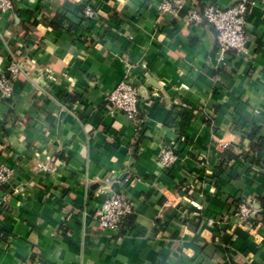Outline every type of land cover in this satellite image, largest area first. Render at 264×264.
<instances>
[{"label": "crops", "instance_id": "crops-1", "mask_svg": "<svg viewBox=\"0 0 264 264\" xmlns=\"http://www.w3.org/2000/svg\"><path fill=\"white\" fill-rule=\"evenodd\" d=\"M12 1L0 13V73L14 56L29 75L0 99V165L12 170L0 264H264V151L253 149L264 141V8L248 14L245 52L220 67L216 30L188 12L238 0H185L174 16L158 12L162 0ZM126 76L148 95L139 135L107 100ZM174 140L181 156L165 171L157 159ZM225 152L236 158L221 167ZM108 187L134 208L118 232L93 218ZM244 199L256 230L231 217ZM216 216L228 219L205 229Z\"/></svg>", "mask_w": 264, "mask_h": 264}, {"label": "built area", "instance_id": "built-area-1", "mask_svg": "<svg viewBox=\"0 0 264 264\" xmlns=\"http://www.w3.org/2000/svg\"><path fill=\"white\" fill-rule=\"evenodd\" d=\"M183 1L185 0H162L158 5V12L161 15L174 16ZM259 6L264 8V0H238L236 4L229 7L208 5L202 11L191 8L188 12V22L201 24L203 21H207L216 30L218 62L220 67H224L229 64V53L240 54L245 52L248 14L252 8ZM14 8L15 4L12 0H0V13L11 12ZM79 15L82 19L91 22L96 18L97 11L91 5L84 4ZM28 75L29 73L26 72L23 63L18 58L10 56L6 69L0 73V99L6 103L10 102L14 98L15 82L22 76ZM107 100L116 115L122 114L128 119L136 135L143 131L145 117L141 110L139 88L131 82L128 76L108 93ZM178 147L179 141L174 140L159 154L157 160L163 170H170L179 161ZM11 180L12 170L4 164L0 165V205L2 207L6 206L10 200V196L5 193L2 187H10ZM132 181L131 176L125 173L121 184L126 185ZM197 187V181L190 184V190L193 192ZM101 194L105 196V199L94 212L93 218L102 230L118 232L122 229L125 218L134 213L133 205L119 193L118 188L108 187ZM196 194L194 197L197 198L198 196V200L193 199L190 202L198 212H201L204 209L201 203L204 195L199 192ZM164 204L166 207L173 206L169 200H166ZM257 214L258 211L253 207L252 202L244 199L234 202L231 217L235 218L245 228L256 230L261 225L258 222ZM224 219L226 220L228 217H207L204 222L205 229L215 228ZM256 237H259L258 233H256Z\"/></svg>", "mask_w": 264, "mask_h": 264}, {"label": "trees", "instance_id": "trees-1", "mask_svg": "<svg viewBox=\"0 0 264 264\" xmlns=\"http://www.w3.org/2000/svg\"><path fill=\"white\" fill-rule=\"evenodd\" d=\"M68 8V6H67ZM76 10L78 11L79 8H76ZM66 20H68V15H67V9H65V12L61 13V14H58L56 16V19H55V27H62V24L63 22H67ZM72 27L74 25L70 24ZM178 115L183 119V122L186 123L187 121H189V118H188V115L187 113H183L182 111L178 113ZM257 131L258 130H254L253 134L251 135V137H254L256 134H257ZM179 145H181V147L183 146V144L179 143ZM254 151L257 152V156L260 157V155L262 154V152L264 151V141H260L259 142H256L254 145ZM181 147H178L179 151H180V148ZM180 155V153H179ZM181 156V155H180ZM229 158V159H234L236 158V156H234L233 154L229 153V152H225L223 157H222V162H221V167L223 166L224 164V161ZM256 163H259V160H256ZM222 171V170H220ZM132 217L131 216H128L125 218V221L123 222V226L127 225L129 223V220L131 219ZM95 220V219H94ZM96 221V220H95ZM128 222V223H127ZM123 228V227H122Z\"/></svg>", "mask_w": 264, "mask_h": 264}, {"label": "water", "instance_id": "water-1", "mask_svg": "<svg viewBox=\"0 0 264 264\" xmlns=\"http://www.w3.org/2000/svg\"><path fill=\"white\" fill-rule=\"evenodd\" d=\"M205 22L208 24L207 21H205ZM150 83L152 85H155L156 86L155 83H153V82H150ZM139 95H140L141 98H147L148 97V95H147V93H145V90L143 89V87H140V89H139Z\"/></svg>", "mask_w": 264, "mask_h": 264}]
</instances>
